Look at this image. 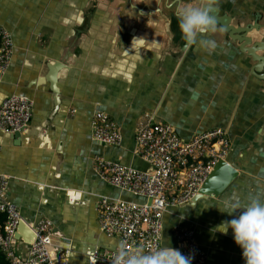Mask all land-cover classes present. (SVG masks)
Wrapping results in <instances>:
<instances>
[{"label": "crops", "instance_id": "1", "mask_svg": "<svg viewBox=\"0 0 264 264\" xmlns=\"http://www.w3.org/2000/svg\"><path fill=\"white\" fill-rule=\"evenodd\" d=\"M195 0H0V24L14 49L0 76V100L10 94L32 101L28 129L0 131V174L8 177L7 198L23 220L47 219L63 264H94L95 246L113 247L97 223L96 201H142L98 177L96 155L140 170L150 164L135 152L134 135L142 121L175 127L185 139L215 127L227 130L225 159L237 176L218 196L172 206L163 215L160 246L180 251L174 229L193 230L206 254L205 264H245L232 230H217L232 215L224 202L242 206L264 199V85L256 62L217 22V42L208 53L182 38L175 14ZM214 17L228 28L246 30L247 43L264 56V0H218ZM213 10V9H212ZM217 15V16H216ZM143 38L133 45V38ZM235 37V36H233ZM62 64L56 86L46 79L48 65ZM264 72V67L262 69ZM105 111L121 131L120 145L103 146L92 135L91 119ZM15 250L28 251L24 231ZM27 249V250H26Z\"/></svg>", "mask_w": 264, "mask_h": 264}, {"label": "built area", "instance_id": "2", "mask_svg": "<svg viewBox=\"0 0 264 264\" xmlns=\"http://www.w3.org/2000/svg\"><path fill=\"white\" fill-rule=\"evenodd\" d=\"M13 49L11 33L0 24V76L9 66ZM31 117L32 101L27 96L10 94L0 100V131H25ZM91 128L93 138L103 146L122 142L116 121L105 111L93 114ZM134 141L136 154L150 164V169L140 170L102 155L94 157L93 168L109 185L143 200L99 196L95 205L97 223L107 237L117 239V244L125 241L130 247L154 248L160 246L164 213L169 207L191 201L215 163L225 159L231 142L222 127L200 131L185 139L172 125L149 120L139 123ZM7 186L8 177L0 174V250L5 258L10 264H63L54 256L58 244L53 238L52 223L47 219H39L34 225L26 223L18 207L8 200ZM20 222L32 234L29 243L20 240L29 245L25 255L15 250V239L21 236L15 237ZM174 235L180 252L192 258L191 264H205L206 254L192 229L176 227ZM116 246H95L90 253L94 264H111Z\"/></svg>", "mask_w": 264, "mask_h": 264}, {"label": "clouds", "instance_id": "3", "mask_svg": "<svg viewBox=\"0 0 264 264\" xmlns=\"http://www.w3.org/2000/svg\"><path fill=\"white\" fill-rule=\"evenodd\" d=\"M217 4L218 0H195L176 8L178 27L188 45H195L208 53L216 50L217 42L210 34L219 30L212 14ZM143 41V38L134 37L132 48ZM224 208L227 211H220L229 215L239 212L233 219L221 222L217 230L223 234L232 230L235 243L242 249L245 264H264V199L253 196L243 206L228 200L224 202ZM191 259L169 246L130 247L127 242L120 241L112 253L111 264H191Z\"/></svg>", "mask_w": 264, "mask_h": 264}, {"label": "water", "instance_id": "4", "mask_svg": "<svg viewBox=\"0 0 264 264\" xmlns=\"http://www.w3.org/2000/svg\"><path fill=\"white\" fill-rule=\"evenodd\" d=\"M216 11L215 8L212 10V14L214 15V12ZM217 16V15H216ZM216 21L220 23L225 31H228L229 34L233 39H236L239 41L241 44H243V48H241L243 51H245L247 54L251 56V58L256 62L254 71L258 74L259 77L263 80V85H264V72L262 71L264 67V56L259 55L256 53L258 51V46L257 43L254 45H250L249 42L247 43V39L243 36L236 35L237 33L241 34L246 30H234L233 28L229 27V24L227 25V28L225 27L227 23V17H221L217 16L215 17ZM235 36V37H233ZM62 66L61 63L55 62L51 63L48 65V73L46 75V79L50 80L54 86L53 88L55 89L54 91L57 92L58 88L56 86V71L58 68ZM20 132H14V135L19 134ZM237 176V170L226 160V159H219L213 168L211 169L210 173L207 175L203 183L200 185L198 188L196 194L192 197L191 201L194 202L199 198H202L204 196H218L229 184L230 182ZM28 227L24 225L23 223H19L18 228L15 233V237H19V233L17 231H28ZM31 232V231H30ZM26 240H24L26 243H29L32 234L26 232Z\"/></svg>", "mask_w": 264, "mask_h": 264}, {"label": "trees", "instance_id": "5", "mask_svg": "<svg viewBox=\"0 0 264 264\" xmlns=\"http://www.w3.org/2000/svg\"><path fill=\"white\" fill-rule=\"evenodd\" d=\"M4 218H5V216L2 215L1 219L4 220ZM194 236H195V233H194ZM0 264H10L9 261L5 258V255H4V253L1 250H0Z\"/></svg>", "mask_w": 264, "mask_h": 264}, {"label": "bare ground", "instance_id": "6", "mask_svg": "<svg viewBox=\"0 0 264 264\" xmlns=\"http://www.w3.org/2000/svg\"><path fill=\"white\" fill-rule=\"evenodd\" d=\"M27 250V249H26Z\"/></svg>", "mask_w": 264, "mask_h": 264}]
</instances>
